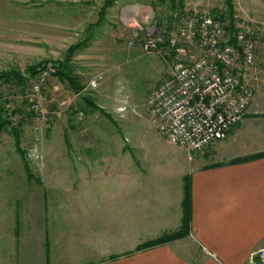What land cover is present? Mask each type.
<instances>
[{
  "label": "rangeland",
  "instance_id": "obj_1",
  "mask_svg": "<svg viewBox=\"0 0 264 264\" xmlns=\"http://www.w3.org/2000/svg\"><path fill=\"white\" fill-rule=\"evenodd\" d=\"M173 11L212 12L228 40L242 23L253 27V97L228 135L248 119L264 125V0H0V74L8 75L0 77V207L14 205L16 221L56 219L59 213L45 209L72 204L78 198L71 190L94 182L73 173L119 170L135 161L142 144L158 139L146 98L168 76L172 58L164 43L144 49L140 37L167 27ZM43 65L52 66L47 102L42 112L27 113L26 94ZM59 68L79 93L59 78ZM16 114L21 118L12 122Z\"/></svg>",
  "mask_w": 264,
  "mask_h": 264
},
{
  "label": "crops",
  "instance_id": "obj_2",
  "mask_svg": "<svg viewBox=\"0 0 264 264\" xmlns=\"http://www.w3.org/2000/svg\"><path fill=\"white\" fill-rule=\"evenodd\" d=\"M248 120L190 157L157 132L131 165L73 173L94 182L73 188L72 204L43 207L56 219L16 221L14 205L0 207V264H248L264 247V155L233 162L264 154V125Z\"/></svg>",
  "mask_w": 264,
  "mask_h": 264
},
{
  "label": "built area",
  "instance_id": "obj_3",
  "mask_svg": "<svg viewBox=\"0 0 264 264\" xmlns=\"http://www.w3.org/2000/svg\"><path fill=\"white\" fill-rule=\"evenodd\" d=\"M153 29V35L140 37L141 46L151 49L164 43L172 60L168 76L148 93L146 106L160 137L190 157L225 139L252 100L249 74L258 58L255 32L242 23L230 43L222 22L210 11H173L167 27ZM51 71L49 65L38 69L26 94L27 113L43 111ZM76 117L81 120L83 112ZM20 118L16 114L10 120ZM248 264H264V247L251 254Z\"/></svg>",
  "mask_w": 264,
  "mask_h": 264
},
{
  "label": "trees",
  "instance_id": "obj_4",
  "mask_svg": "<svg viewBox=\"0 0 264 264\" xmlns=\"http://www.w3.org/2000/svg\"><path fill=\"white\" fill-rule=\"evenodd\" d=\"M229 42H230V43H234V39H233V37H231V38L229 39ZM61 68H62V67H61ZM61 68H59L58 71H57V72H58V75H59V78H60L61 80H62V79H65V80L68 82V84H69L70 88L72 89V91L75 92V93H78V92L80 91V88H81V87H80L79 85H77V83H75L74 80H73L72 78L68 77L65 73H63V72L61 71V70H62ZM28 72L30 73V76H31V75L34 73V67H30ZM4 75L8 76L7 74H0V77H2V76H4ZM9 76H10V75H9ZM84 102H85V104H86L87 106H89V107H92V108L95 107L93 101H92L90 98H88V97H85V98H84ZM262 155H264V154H259V155H255V156H250V157L242 158V159H236V160H234L233 162H240V161L248 160V159H251V158H254V157H260V156H262ZM187 190H188V188L186 187V188H185V201H184V207H185L186 214H188V208H189V203H188V192H187ZM157 243H158L157 241H156V242H147V243L142 244L141 246H139L137 250H142V249L149 248V247H151V246L156 245ZM112 258H114V257H112Z\"/></svg>",
  "mask_w": 264,
  "mask_h": 264
},
{
  "label": "clouds",
  "instance_id": "obj_5",
  "mask_svg": "<svg viewBox=\"0 0 264 264\" xmlns=\"http://www.w3.org/2000/svg\"><path fill=\"white\" fill-rule=\"evenodd\" d=\"M130 26H133V27L137 26V25H136V22L133 21L132 25H130Z\"/></svg>",
  "mask_w": 264,
  "mask_h": 264
}]
</instances>
